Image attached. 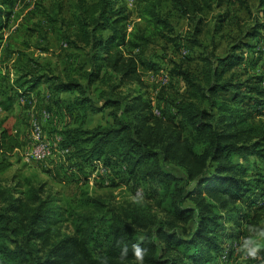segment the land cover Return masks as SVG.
Instances as JSON below:
<instances>
[{"label":"trees","instance_id":"16d2710c","mask_svg":"<svg viewBox=\"0 0 264 264\" xmlns=\"http://www.w3.org/2000/svg\"><path fill=\"white\" fill-rule=\"evenodd\" d=\"M67 1L64 6L56 0L51 12L41 10L43 19L34 27L23 25L41 35L43 24L46 34H55L77 63L66 76L50 68L30 70L34 59L14 49L4 34L11 0L0 1V113L17 106L22 96L27 106L31 92L45 86L59 117L68 119L58 145L69 150V176L71 168L81 171L103 161L144 194V202L111 205L80 188L75 202L62 207L61 199L28 177L13 187L0 185L1 262L100 264L103 256L108 264H120L117 241H123L125 264H137L133 244L148 250L144 264H226L220 260L226 242L241 238L244 228L258 225L264 214L258 205L264 196V73L254 70L264 59L257 49L264 41V19L251 16L218 55L216 34L232 22L225 0H140L132 22L121 0ZM234 1L238 10L252 14L248 0ZM258 6L264 17V0ZM215 8L209 49L201 38L204 14ZM171 10L192 22L186 34L175 32ZM159 41L171 44L174 53L185 47L195 56L169 59L174 93L160 91L155 99L142 74L161 69L158 59L144 56L145 48ZM24 64L29 69L20 67ZM180 81L182 91L175 84ZM64 92L70 95L63 97ZM105 109L111 120L88 127L92 116ZM3 120L0 174L23 144ZM97 223L105 233L95 254Z\"/></svg>","mask_w":264,"mask_h":264},{"label":"rangeland","instance_id":"374dc122","mask_svg":"<svg viewBox=\"0 0 264 264\" xmlns=\"http://www.w3.org/2000/svg\"><path fill=\"white\" fill-rule=\"evenodd\" d=\"M12 1L13 0H11L10 6H8L9 9H11L12 13L10 16L8 27H6L4 30V34L5 37H7L8 41L11 40L14 42L12 43L14 49H22V51H25L29 59H34L30 62V70L38 69L40 71H44L45 68H50V70L54 74L60 76H66V72L69 71L74 72V69L77 67V63H73V56L70 58L67 57L68 53L60 48L59 43L56 42L57 39L53 32L49 31L46 34L44 32L46 30V26L41 24V22V30L43 32L41 35L37 32L28 31L23 26L27 23L29 27H34L33 22L42 21L43 14L41 10L46 9L51 12L52 9H55L54 6L56 0H15L13 4ZM61 1L64 6H67V0ZM139 1L140 0H137L138 3L136 2L137 6L139 4ZM234 2V0H225L223 4L224 9L229 8L232 16V22L225 26L221 35L216 34L215 40L219 44V47L215 52L218 55H223L226 52L233 38L238 34V27L244 28L246 24L252 22L251 16L259 15L261 19H264V17L260 14L261 9L258 6V0H248L252 11V14L249 15L245 11L238 10L237 4H235ZM120 3H123V0H121ZM136 5L130 11V19H132L130 20V22L135 20ZM220 10L222 11V9ZM218 11L219 10L215 8L213 11L206 12L204 14L205 26L201 38L207 45H209V49L211 47L210 38L212 35V27L215 22V15ZM64 14L67 19L68 15L66 14V12H64ZM170 16L171 23L173 24L176 33L184 35L193 26L192 22L186 16L180 15L176 10H171ZM43 35H45V37H42ZM14 39H17V41L15 42ZM194 51L197 53L200 51V49L195 48ZM134 52L138 53V50H135ZM192 55L195 56V54H193L191 50H188L185 47H182L179 53H174L171 44L165 45L163 41H159L146 47L144 56L158 59L157 61L161 65L162 73L168 75V70L171 67V64L169 62L170 58L182 59L187 56L191 57ZM23 66L24 70L26 68L29 69V67H27V65L25 64L21 65L20 67ZM24 70H20L18 74L23 73ZM15 76L16 74L14 73V71H11V79H14ZM142 77L147 84L149 96H152L153 98L155 97L156 99V96L160 91L164 93H174L173 84H171L172 82L168 79L169 81L167 80L163 83V81L160 80V73L153 78L150 77L149 73H143ZM175 84L176 88L179 89L178 91L183 90V83L181 81ZM131 87L134 86L131 85ZM127 88L128 86L123 87L122 91H125ZM41 91L42 94L43 92H46L45 86L41 87ZM61 95L63 97H67L70 94L64 92ZM39 98L40 96H38V98L35 97L34 107H31V105L25 106L24 103L19 102L17 106L11 108L10 111L0 113V118L4 119L3 126L20 136L23 143L22 147L15 150L12 156L9 157V161H11L12 164L4 173L0 174V185L13 187L16 186L17 180L23 181L25 177H28L36 185L44 184V187L46 189L45 192H51V195H54L61 199L60 205L62 207L66 206V202H75L77 193L79 192L80 188H87L92 195L101 196L107 201H110L111 205L120 206L126 202L135 201L137 199L142 201L143 203L144 194L143 196L137 194L135 192V189L133 187H130V183L128 184L125 178L123 179L122 176H120L122 177L120 178L116 174L113 175V172H111V174L100 173L95 178L92 176H88L85 177V179H83L82 181L80 178H77L78 176L76 174L70 177L65 170H69L70 168L69 163L67 164L66 158L68 153L65 154V157L63 159L60 154L58 155V152L56 151V154L53 156V158L43 162H27L23 159L22 152L30 143V122L33 117L41 123L45 136L51 142L56 141L58 137H60V132L62 131L63 127H65V123L68 121V119L64 117L60 120L59 115L57 119L56 117H51V119L44 120L42 118V111L46 110L48 102L45 103L44 100H41ZM54 106H49L52 111L55 110ZM108 111V109H105L102 112L94 114L92 116L91 123L87 124V126L92 127L96 124H105L106 122L110 121L111 119L108 115ZM94 161L93 163H95ZM100 162L103 166V161ZM166 167L174 171L175 173H180V170L173 165H166ZM71 169L73 171L75 170L74 168ZM119 174L120 173H118V175ZM110 175H112V178H110ZM113 178L115 179L114 181L116 182V185L109 184V179ZM63 224H68V222H64ZM252 226L264 227V214L258 225H250L248 226V230L247 228H244L245 232L243 233L241 238H237L235 241H232V244L230 242H226L230 243L231 245H233L234 242H237L238 245L236 249L233 248L230 250L231 252H229L228 261L225 262L226 264H260V261L264 260V252L259 254L257 260H252L245 257L240 251V245L243 243V241L253 234L249 231ZM96 228L97 233L91 245L92 250L95 254L97 253L96 251L101 249L103 234L105 233L104 227L101 226L100 223H97ZM61 229L66 230L63 226L61 227ZM0 264H3V262H1V256Z\"/></svg>","mask_w":264,"mask_h":264},{"label":"built area","instance_id":"2783aa9c","mask_svg":"<svg viewBox=\"0 0 264 264\" xmlns=\"http://www.w3.org/2000/svg\"><path fill=\"white\" fill-rule=\"evenodd\" d=\"M137 0H123L124 5L126 6V9L128 11H131L135 5ZM130 29V26L129 28ZM258 50H260L264 54V41H262L258 47ZM185 52V51H184ZM150 74V77L153 78L157 76L159 73L161 74L160 80L166 82L168 80V75L165 73H162V70L158 71H150L148 72ZM264 86V81H263ZM20 101L24 102L25 98L24 96L20 97ZM155 113L158 114V111L155 110ZM50 117V113L47 110L42 111V118L47 119ZM29 145L25 150L22 152V157L25 161H34V162H43L48 161L49 159L53 158V156L56 154V151L58 152V155L64 159L65 154L68 153V148L64 147H58L45 136L43 128L41 123L33 117L30 122V134H29ZM97 161V162H96ZM94 161L95 163L99 164L98 172L102 174H106L108 171L107 168L102 166V163H100L99 160ZM259 205L264 206V196L259 201ZM237 242H234L233 245L230 243L225 244V248L220 256V260L222 262L228 261L229 251L231 249L237 248Z\"/></svg>","mask_w":264,"mask_h":264},{"label":"clouds","instance_id":"9594fccd","mask_svg":"<svg viewBox=\"0 0 264 264\" xmlns=\"http://www.w3.org/2000/svg\"><path fill=\"white\" fill-rule=\"evenodd\" d=\"M249 231L253 234L243 241L240 245V251L245 257L257 260L259 254L264 252V227L252 226ZM117 246L121 247L120 264H125L128 255V246L123 241H117ZM132 251L137 264H144V258L148 250L141 247L140 244H133ZM98 259L100 264H108L106 257L100 256ZM260 264H264V260H261Z\"/></svg>","mask_w":264,"mask_h":264},{"label":"crops","instance_id":"0c3cea01","mask_svg":"<svg viewBox=\"0 0 264 264\" xmlns=\"http://www.w3.org/2000/svg\"><path fill=\"white\" fill-rule=\"evenodd\" d=\"M255 72H257V73H264V59L262 58V60H260L259 61V63L257 64V66L255 67ZM41 87H43V86H41ZM41 87H39L38 89H36L35 91H33V92H31V94H30V97H31V100L29 101V102H27L28 103V105H31V107H34L35 106V97H37L38 98V96H40V98L39 99H41V100H44L45 101V103H47V106H46V110L47 111H49V113H50V117L49 118H47V119H51V117H56V119H57V117H58V114H57V109H56V106H54L53 104H52V102H50L49 101V99H50V95H49V92L47 91V89H46V92H43V94L41 93L42 91H41ZM46 88V87H45ZM19 102L21 103L22 101H20V99H19ZM22 103H25V101L24 102H22ZM49 106H54V111H52L51 110V108L49 107ZM56 111V112H55ZM52 114H54V115H52ZM56 114V115H55ZM61 118H63V117H60V120H61ZM64 118H66V117H64ZM44 119V118H43ZM67 119V118H66ZM44 120H46V119H44ZM59 139H60V137H58V139L56 140V141H52V143H54L56 146H58V142H59ZM59 147V146H58ZM101 163V162H100ZM67 164H68V162H67ZM93 165H95V166H90V167H84L81 171H78V170H76V172H75V170L73 171V175H77L78 177L77 178H80L81 179V181L83 180V179H85V177H88V176H92V177H96V176H98L100 173L98 172V167H99V164L98 163H93ZM105 167V166H104ZM106 168V167H105ZM66 170V169H65ZM96 174V175H95ZM106 174H111V171L108 169V171L106 172ZM112 175H110V178H112L111 177ZM236 240V239H235ZM234 240V241H235ZM239 240V239H238Z\"/></svg>","mask_w":264,"mask_h":264}]
</instances>
